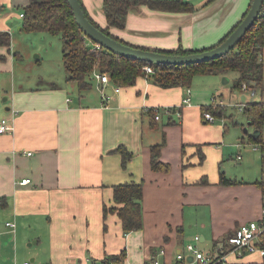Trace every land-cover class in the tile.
<instances>
[{"label":"crops","instance_id":"crops-1","mask_svg":"<svg viewBox=\"0 0 264 264\" xmlns=\"http://www.w3.org/2000/svg\"><path fill=\"white\" fill-rule=\"evenodd\" d=\"M187 1L194 6L190 12L132 6L124 27L109 31L128 44L147 49L180 45L203 49L218 43L251 3ZM27 2L0 0V30L12 32L13 24L20 25ZM102 2L82 0L89 16L106 27ZM10 46L0 47L4 56L0 70L13 69L17 52L11 54ZM262 61L264 75V47ZM95 73L88 76L90 86L81 90L65 68L64 74L52 76L54 82L46 79L49 85L43 87L17 84L18 77L9 75L13 81L10 92L5 89L7 77L0 75V96L5 94L0 121L6 118L12 124L10 131L0 132L1 202L4 197L0 264L26 260L99 264L107 255L121 252L119 264H143L162 247L165 254L161 258L171 261L187 243L203 251L192 240L195 236L209 249L206 253H216L241 223L260 219L264 185L228 177L220 170L226 155L227 125L202 119L200 106L206 103L209 89L203 95L198 94L201 91L192 94L190 89V102L182 107L181 116L163 114L152 121L148 110L178 105L186 94L185 86L161 87L146 76H138L132 85H117L110 78L101 83ZM228 73L204 75L226 76V83ZM222 99L215 103L233 107L249 101L228 105ZM162 139L159 158L168 168L153 170L150 146ZM197 144H202L203 163L196 153ZM120 145L131 152L126 167L116 150ZM222 173L235 182L222 183ZM23 177L30 182L19 184ZM130 181H142L143 225L125 232L117 214L108 212L104 217L102 208L114 205V184ZM7 221L15 222V227ZM262 240L264 247V236ZM227 259V264H264V253L229 254Z\"/></svg>","mask_w":264,"mask_h":264},{"label":"trees","instance_id":"trees-1","mask_svg":"<svg viewBox=\"0 0 264 264\" xmlns=\"http://www.w3.org/2000/svg\"><path fill=\"white\" fill-rule=\"evenodd\" d=\"M211 1L214 0H208V2ZM79 2L90 21L112 37L115 36L109 31V28L124 27L127 14L132 6L145 4L151 9L171 12H190L194 9L192 3L187 0H103L102 10L107 20V26L102 27L89 16L82 0H79ZM22 12L21 29L60 36L63 66L68 76L78 83L80 90L87 89L90 86L88 76L93 71L106 73L117 85H132L138 76H146L161 87L176 85L188 87L193 76L196 74H226L230 71H235L237 75L233 79V87L241 89L242 83H246L249 89L260 91L261 96L264 93L262 61L264 47V4L257 20L230 51L220 57L191 64L150 63L120 56L103 46L97 45L85 36L78 27L67 0H28L22 7ZM236 25L218 43L223 41ZM115 38L118 39L117 37ZM10 44L11 32L9 30H0V47H8ZM210 47L195 50L186 49L180 45L175 49L154 50L173 54H186ZM0 59H4V56L1 54ZM146 64L152 67V71L149 73L143 69V66ZM227 108V105L215 102L201 105V117L204 119L203 113L209 111L216 119L222 117L231 118L232 114L226 112ZM232 108L238 110L235 105ZM241 111L247 115L250 125H254V129H259L260 131L256 137H253L251 133L250 138L253 140V144H260L259 149L263 153L261 158L264 161V98L260 97L245 102ZM148 114L152 121L157 120L154 118V109H149ZM164 140L162 139L161 142L150 146V167L153 170L168 168V164L159 158ZM201 147L202 144L196 145V153L199 162L203 163L205 154ZM116 150L121 153L122 167H126L131 157V152L123 145L118 146ZM201 180L205 181V178L202 177ZM220 181L222 183L235 182L234 179L227 178L223 173L220 175ZM112 188L114 205H103V216L105 217L108 212L116 213L125 232L141 228L143 225L141 204L143 195L142 181L117 183ZM3 198L1 197L2 202L0 201V205H3ZM123 255L124 252H121L119 256L116 254L107 255L99 264H119Z\"/></svg>","mask_w":264,"mask_h":264},{"label":"rangeland","instance_id":"rangeland-1","mask_svg":"<svg viewBox=\"0 0 264 264\" xmlns=\"http://www.w3.org/2000/svg\"><path fill=\"white\" fill-rule=\"evenodd\" d=\"M20 25H12V37L10 53L17 52V56L13 58V69L4 71L0 70V75L9 82V85L5 87L7 92H10L12 78L9 75H15L18 77L17 84H31L32 88L38 86L43 87L49 85L48 82H54L52 76H60L64 74V68L62 64L61 55V39L59 35H51L46 32L27 31L25 29H19ZM36 55H39L37 60ZM237 73L230 71L228 77L229 82L223 83V76L219 75H204L196 74L193 76L189 88L191 93L198 92L199 95H203L204 90L207 88L211 93L208 95V99L203 105L211 104L222 97V99L228 105L234 104L235 101H245L250 99L264 98V93L261 96L260 91H256L254 96H251L248 90H239L233 87V79ZM49 79L48 82L45 80ZM17 80V79H16ZM4 81V80H3ZM16 82V81H15ZM208 92V91H207ZM212 95L215 98L212 100ZM2 96H5L3 94ZM0 96V103L3 104ZM232 102V103H231ZM228 114H232V117H227L224 120L217 118L216 122L223 125L226 123V155L224 161L220 163V170L224 169V173L228 177H236L245 181L258 182L264 185V161L262 160V151L253 147V140L250 138V134L254 130V125L248 124V117L241 110L228 107L226 109ZM247 127V131L244 128ZM243 137V138H242ZM240 153V158L237 154ZM228 170V171H227ZM229 174H231L229 176ZM263 207H264V194H263ZM32 240V239H31ZM205 253L209 250L205 247L203 242H199L198 239H192ZM30 242V241H29ZM193 243V242H192ZM201 245V246H200Z\"/></svg>","mask_w":264,"mask_h":264},{"label":"built area","instance_id":"built-area-1","mask_svg":"<svg viewBox=\"0 0 264 264\" xmlns=\"http://www.w3.org/2000/svg\"><path fill=\"white\" fill-rule=\"evenodd\" d=\"M23 16V12L20 14ZM143 69L146 72H151L152 67L148 64L143 66ZM101 83L109 81V77L106 73L97 72L94 75ZM118 90V88H116ZM241 90H248L251 93V96L255 95L254 89H249L246 83H242ZM190 102V88L186 87V94L181 99V102L178 105L173 106H164L154 109L155 119H159L161 115H176L181 116L182 107ZM245 103L235 104L239 110H243ZM17 110H14L16 113ZM203 118L205 121L214 122L216 117L211 113L205 111L203 113ZM12 129V124L8 119L3 118L0 121V132L10 131ZM254 148L259 149L260 144H254ZM239 157V156H238ZM29 177H23L19 181V184H27L30 182ZM6 224L11 228L15 227V222L7 221ZM264 236V208L261 210L260 219H252L246 222L241 223L238 227L235 228L232 234L226 238V245L221 247L216 253H205L199 250L195 244L187 243L183 250H180L176 253L175 258L171 261L163 260L162 255L165 254V249L162 247L158 250V255L149 258L143 264H227V256L232 254L237 257L243 256L247 252L259 251L261 254L264 253V247L262 246ZM195 239H198V236H195ZM189 257H192L190 260ZM23 264H35L29 260L23 262ZM76 264V263H75ZM78 264V263H77Z\"/></svg>","mask_w":264,"mask_h":264},{"label":"water","instance_id":"water-1","mask_svg":"<svg viewBox=\"0 0 264 264\" xmlns=\"http://www.w3.org/2000/svg\"><path fill=\"white\" fill-rule=\"evenodd\" d=\"M67 1L72 10L78 27L90 40L94 41L97 45L103 46L120 56L134 58L155 64H191L207 61L226 54L239 42L242 36L257 20L264 4V0H251L246 14L240 19L238 24L227 35V37L215 46L186 54H173L157 51L154 49L133 46L122 42L121 40H118L115 37L106 34L94 23H92L82 9L79 0ZM224 80H227L226 76H224ZM3 100H5V97H3ZM247 123L250 124V121H248ZM244 131H247V127L244 128ZM259 133V129H254L252 135L253 137H256ZM189 259L191 260L192 257H189Z\"/></svg>","mask_w":264,"mask_h":264}]
</instances>
